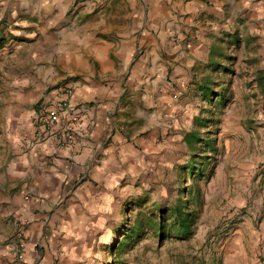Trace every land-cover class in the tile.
<instances>
[{"label": "rangeland", "instance_id": "1", "mask_svg": "<svg viewBox=\"0 0 264 264\" xmlns=\"http://www.w3.org/2000/svg\"><path fill=\"white\" fill-rule=\"evenodd\" d=\"M49 1L0 0V264H264V0H201L166 23L153 0H68L54 13ZM91 83L86 110L105 106L89 162L113 157V179L57 171L41 192L36 111ZM85 117L92 135L52 149L77 154L96 132ZM87 180L96 201L57 249L53 213ZM180 199L189 232L174 224Z\"/></svg>", "mask_w": 264, "mask_h": 264}, {"label": "crops", "instance_id": "2", "mask_svg": "<svg viewBox=\"0 0 264 264\" xmlns=\"http://www.w3.org/2000/svg\"><path fill=\"white\" fill-rule=\"evenodd\" d=\"M68 0H50L49 7L51 9V13L56 12V10H61L65 8V3ZM94 1V0H90ZM182 1L181 4H178L177 1L173 0H153L155 5V10L157 14L161 15L164 18L163 23L168 22L169 17H179L181 20H187L188 18L195 17L199 11L200 1L201 0H189L185 3V0H178ZM208 8V6H206ZM223 8V4L220 6ZM96 48V44L94 45ZM134 72V71H133ZM80 90H76L73 101L75 103H81L84 105L85 103L90 101V97H94L98 94L96 89L95 83H91L90 85H85L83 88H79ZM57 94H59L60 88ZM90 105V104H87ZM102 106H105L104 103L101 104H94L91 106V109L88 108V111L85 108V115L91 117L94 122H96V132L93 138L86 143H83L78 148V153L76 151L69 152V150L63 151H56L52 149L49 143H40L37 147L31 149V153L29 154V158L36 161L34 167L38 170L35 174V188H38L41 192H52L56 185L58 184L57 178L54 176L57 171L60 172L61 175L67 176L68 178L75 174H80L85 172H91L93 174V179L95 180H106L111 181L113 179L112 170L117 168V166L112 165L113 157L111 156H103V160L99 161V163H90L89 157L91 156V151L99 145V139L101 137V130H100V119H102ZM96 109V111H95ZM115 137L112 138V141L117 144L115 141ZM110 144H113L111 142ZM75 150V149H74ZM108 150V149H106ZM69 152V153H68ZM47 156H53L54 164L48 165V163L42 162V160H51V158H47ZM57 156V157H56ZM69 162V165H66V162ZM45 164V165H44ZM92 177V176H91ZM93 181V180H92ZM95 183L90 182L87 180L83 183H80L74 189V195L71 199L67 200L66 203L62 204V207L58 208L54 213L53 216L55 218H61L65 225L64 228L57 230V235L53 236V240L51 241L52 237L50 238V243H53L55 248H59L60 246H67L70 242L73 241V235L79 229L80 225L83 223V218L87 216L85 209L93 205V202L96 200L94 199V193L96 191ZM25 212L35 211L36 206L30 205L25 203L23 205ZM67 229L66 232L61 230ZM71 232V233H70ZM42 231L39 227H32L30 230L31 238L33 241L36 237L40 236Z\"/></svg>", "mask_w": 264, "mask_h": 264}, {"label": "built area", "instance_id": "3", "mask_svg": "<svg viewBox=\"0 0 264 264\" xmlns=\"http://www.w3.org/2000/svg\"><path fill=\"white\" fill-rule=\"evenodd\" d=\"M76 87L65 85L59 96L42 102L35 115L32 143H49L56 149H72L93 133L86 121L84 106L73 101ZM24 231L20 232L25 237Z\"/></svg>", "mask_w": 264, "mask_h": 264}, {"label": "trees", "instance_id": "4", "mask_svg": "<svg viewBox=\"0 0 264 264\" xmlns=\"http://www.w3.org/2000/svg\"><path fill=\"white\" fill-rule=\"evenodd\" d=\"M201 136L199 135V133L197 131L193 132L191 135V138H189L191 144L193 142V140H197L200 139ZM196 165L193 166V169ZM201 171V170H200ZM184 205L185 203L183 202L182 199H180L179 204L177 206H175L172 210L173 214H174V218H175V227L177 228V232H189L191 229V225H192V213L189 211H186L184 209ZM123 238H132L131 235H128V232H124V237ZM120 239V244L124 245L127 240L125 239ZM113 264H119L118 261H116L114 259Z\"/></svg>", "mask_w": 264, "mask_h": 264}]
</instances>
